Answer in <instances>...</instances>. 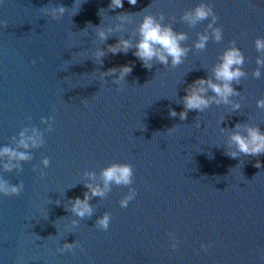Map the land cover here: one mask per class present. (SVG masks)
<instances>
[{
	"label": "water",
	"instance_id": "water-1",
	"mask_svg": "<svg viewBox=\"0 0 264 264\" xmlns=\"http://www.w3.org/2000/svg\"><path fill=\"white\" fill-rule=\"evenodd\" d=\"M202 4L212 14L193 20ZM147 15L184 36L179 64L135 55ZM258 38L264 0H0V150L25 153L0 156V181L18 189L0 192V264H264V153L232 141L264 133ZM122 40L132 47L113 53ZM232 47L243 75L228 102L205 84L207 106L186 108L194 81L224 83ZM113 165L130 166L128 183L105 187Z\"/></svg>",
	"mask_w": 264,
	"mask_h": 264
},
{
	"label": "clouds",
	"instance_id": "clouds-1",
	"mask_svg": "<svg viewBox=\"0 0 264 264\" xmlns=\"http://www.w3.org/2000/svg\"><path fill=\"white\" fill-rule=\"evenodd\" d=\"M128 3L135 5L137 0H128ZM124 4V0H111V6L122 8ZM63 11V8H61ZM212 14L211 7L200 5L196 8L194 16L189 14L193 20L195 19H203L208 15ZM216 17L213 14V20ZM211 27V25H209ZM110 31V29H109ZM140 39L135 45L137 51L135 55L144 60L145 62L151 60L153 57L159 59L162 63H167V57H172L173 65L179 64L181 62V58L185 55L186 50L183 49L179 41L184 39L183 35H176L170 27H164L159 24L151 15H147L144 17L140 28ZM214 33L217 39L221 36V30L219 28L214 29ZM101 38H106V33L104 31H100ZM207 36H201L197 47H203L204 42L206 41ZM257 49H264V40L257 39L256 41ZM158 46V47H157ZM132 47L131 43L128 40H122L117 45L110 46V50L113 53H116L120 50L127 51L128 48ZM258 63L264 64V60L258 59ZM243 63V57L241 52L232 47L227 50L222 58V63L216 68V79L221 80L224 83L222 85L213 83L211 80H205L204 78H200L197 81H194L192 86L187 92L185 96V107L188 109H201L204 106H207L209 101L202 95V93L206 92L207 89L205 84L210 87L224 102H228V97L233 94V88L231 87L230 82L233 79H238L243 73L241 70L236 67L233 68V65H241ZM114 71V69H113ZM121 75H125L131 71V67L129 65H123L120 68ZM256 75H259V70H257ZM219 102V101H217ZM259 106H264V100L258 101ZM239 105H236L238 107ZM175 115V112L171 113ZM182 118L186 117V113H181ZM237 127H239L237 125ZM24 133H21V136L24 137ZM39 137V129L34 130V134L32 136L26 137V139L35 140ZM26 139H21L20 144L27 148L28 145L26 143ZM232 141L237 146L239 152H242L246 155H259L264 153V133H262L258 128H248L247 134H241L240 132H236L232 135ZM8 155L11 158H25V153L16 152L12 149L5 147L0 150V156ZM230 155L235 158L236 152L230 153ZM47 163V161H46ZM11 165H6V167H10ZM257 166L259 167V162H257ZM105 178V187H107L109 181H116L117 183L123 182L128 183L131 176V168L129 165H113L107 168L104 173ZM91 187V185H89ZM0 192L4 194L17 193L18 189L16 187H9L6 181H0ZM102 194V189L99 187L92 188V195ZM89 199L87 193L83 200L79 197L75 199V204L73 206V211L76 212L79 216H84L85 214L91 213V208L87 203ZM109 222L108 216L102 218L98 223L101 227L107 228ZM202 247H204L202 245ZM73 246L70 244H66L63 247L59 248L58 251H70Z\"/></svg>",
	"mask_w": 264,
	"mask_h": 264
}]
</instances>
